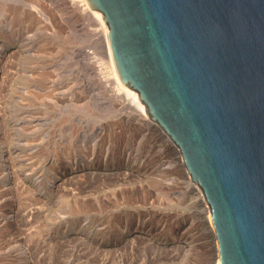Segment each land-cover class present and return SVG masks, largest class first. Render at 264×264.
Returning a JSON list of instances; mask_svg holds the SVG:
<instances>
[{
	"label": "rangeland",
	"instance_id": "374dc122",
	"mask_svg": "<svg viewBox=\"0 0 264 264\" xmlns=\"http://www.w3.org/2000/svg\"><path fill=\"white\" fill-rule=\"evenodd\" d=\"M8 3L14 6L18 11L16 14L20 17L23 16L24 19L21 18L20 24L8 22L9 19L4 20L0 10V42L11 41L2 48L3 51L0 50V109L2 115L0 117V143H5L6 146L14 144L9 138L12 131L8 125L6 126V119H10V116L12 118L10 120L14 118L15 121L18 120L26 125L23 129H27L30 133L26 135L30 139L24 138L25 141H21L20 143H23L17 146V150L21 154L20 164L15 161L14 154L9 156L10 160H14L12 162L17 165L16 167L15 164H12L14 170L13 166L11 167V174L13 171L11 178L14 177L12 183L0 184V238L3 237V241H0V264H14L12 260L15 258L19 260L20 264L26 252L32 254L33 264H102L104 259L108 263L129 264V260L132 259L133 262L134 257L138 255L143 257L144 264H210L213 241L212 235L207 229L198 231L197 224L194 223L179 231L178 224L176 225L177 222H175L173 227L166 230L169 215H181L190 210L196 214V203L193 200H186L184 194L176 197V194L171 195L168 192L170 189L173 190L175 181L172 179L174 180L176 175L168 174L170 167L167 168L168 171L158 173V175L156 172L151 174V177H146L143 171L151 165L160 164L158 156L160 157V154L167 156V145H169L168 151L172 153L175 161L178 160L179 154L174 144H170L169 138L156 123L148 120L149 124H144L136 120L134 111L120 103L116 97L114 98L115 93L111 89L112 85L105 73L107 64L103 55L105 51L103 40H101L102 35L98 31V26L93 23V18L91 20L92 16L88 10L84 9L81 3L79 5L78 0L77 2L76 0H15L8 1ZM29 11H32V17L27 14ZM3 21L6 24L2 23ZM6 68H10L8 72ZM10 75L15 76L14 81H11L13 84L11 88L17 87L7 92L4 81ZM26 75L29 77V82ZM2 76L3 78H1ZM25 85H28V88ZM13 94L14 96H12ZM7 102L8 105L5 108ZM14 120L11 122L15 123ZM36 123L38 126L35 129ZM118 126L123 129L120 130ZM37 129H40V132ZM23 132L22 129L17 130V137H24ZM42 133L43 135H41ZM73 134L77 137H74ZM34 139L37 141L35 142L37 147L31 146V142L28 144ZM73 145L75 146L73 147ZM85 145H89L90 150H87ZM39 150L40 152H38ZM82 151L88 154L81 153ZM66 155L68 158L64 159L63 157ZM23 162L25 165H22ZM57 162L60 163L57 177L59 181L65 182L70 179L69 185L66 184L68 194L66 191L58 192V194L57 190L55 191L51 187L52 181L47 180L48 167L57 165ZM39 168L40 170H38ZM5 171L3 170L4 177L7 178L10 175L7 174V176ZM14 171L16 172L14 173ZM122 171H129L134 176L136 173H140V176L122 184L119 179L123 178L116 176ZM160 177H166L168 184H161L157 180ZM114 178H117V182ZM42 179L45 180L47 187L39 188L40 185L37 183ZM168 179H171V182ZM13 180L15 181L13 182ZM123 187L124 189H133V194L138 195L143 202L133 207L124 208H113L109 205V201H113L115 197L120 198L121 192L124 191ZM168 198L172 200L169 201ZM82 199L83 202L85 199L91 202L84 212L80 207ZM18 205L21 206L18 208ZM16 208H18V212L20 211L19 215L21 216L16 217L21 220L12 219ZM138 212H141V215L152 213L155 217L145 218L147 226L145 220L142 221L143 223L140 221L144 227L141 230L133 227L138 220H135L133 224L132 221L121 218V215L128 213L135 215ZM118 214L120 217L116 218L119 216ZM6 219L7 223L4 222ZM162 220L165 223L164 226ZM127 223L133 229L124 232L121 237L112 233L116 228L115 224ZM140 233L146 234V236L137 241H123L131 239L132 236L141 235ZM171 234L172 236L177 235L173 242L176 245L175 249L182 250L179 257L176 256L177 259H174L175 262L173 259L162 258L163 256L157 258L156 254H153L156 253L154 251L156 246L159 243L161 246L165 245L163 241L169 239ZM8 242L10 243L7 244ZM131 244L136 246L132 245L131 247ZM183 251H187L189 254L187 252L184 254ZM144 257H151L149 259V261L152 260L151 263ZM142 262L141 264H143Z\"/></svg>",
	"mask_w": 264,
	"mask_h": 264
},
{
	"label": "water",
	"instance_id": "95a60500",
	"mask_svg": "<svg viewBox=\"0 0 264 264\" xmlns=\"http://www.w3.org/2000/svg\"><path fill=\"white\" fill-rule=\"evenodd\" d=\"M86 1L201 188L220 264H264V0Z\"/></svg>",
	"mask_w": 264,
	"mask_h": 264
},
{
	"label": "bare ground",
	"instance_id": "6f19581e",
	"mask_svg": "<svg viewBox=\"0 0 264 264\" xmlns=\"http://www.w3.org/2000/svg\"><path fill=\"white\" fill-rule=\"evenodd\" d=\"M8 1H11V2H13V1H15V0H0V10H1V14H2V16H3V18H4V20H7V19H9V21L8 22H14V24L16 23V24H20V22L22 21V19L21 18H23V16L22 17H20L19 15H17L16 13L18 12L17 10H16V8L14 7V6H12L10 3H8ZM76 2H77V0H76ZM78 3H79V5H80V3H81V5L82 6H84V9H86V10H88V12L90 13V15L92 16L91 17V20H92V18H93V23L96 25V26H98V28H99V30L98 31H100V34L102 35L101 36V40H103V44H104V51H105V53L103 54L104 56H105V61H106V64L104 63V60H103V63L106 65H104L105 66V73H106V76L109 78V81H110V84L112 85V90L114 91V98L116 97L117 98V100H120L119 102L120 103H122L123 105H127L129 108H131L133 111H134V113H135V115H134V117L136 118V120H138V121H140V122H143L144 124H149V122H148V120H150L149 119V116H148V113H147V110H146V107H145V105H144V103L140 100V98H139V95H138V93L135 91V90H133L132 88H130V87H128V86H126V85H124L121 81H120V79H119V76H118V73H117V70H116V67H115V63H114V60H113V57H112V53H111V49H110V46H109V41H108V31H107V25H106V23H105V21H104V19H103V16H102V14H101V12H99V11H97V10H95V9H92L90 6H89V4L87 3V1L86 0H78ZM22 4V3H21ZM31 4V3H30ZM14 5V4H13ZM32 5V4H31ZM30 5V6H31ZM78 5V4H77ZM82 6H80V7H82ZM17 7V6H16ZM32 12V11H31ZM30 11H29V13H27V14H30L31 15V17H32V13H31ZM87 12V13H88ZM22 15V14H21ZM27 16V15H26ZM29 16V15H28ZM30 17V16H29ZM30 17V18H31ZM2 18V17H1ZM28 18V17H27ZM29 18V19H30ZM34 18V17H33ZM24 19V18H23ZM32 19V18H31ZM30 19V20H31ZM33 20V19H32ZM5 21H3L2 23H4ZM23 23V22H22ZM5 24H6V22H5ZM2 25H4V24H2ZM5 26V25H4ZM95 26V27H96ZM1 27V26H0ZM3 27V26H2ZM18 27V26H17ZM5 28V27H4ZM10 39H12V38H10ZM4 41H6V40H4ZM9 43H11V41H9L8 43H1L0 42V50L1 51H3V47L5 46V45H7V44H9ZM103 50V49H102ZM103 51V52H104ZM22 57V56H21ZM1 60V59H0ZM3 60V59H2ZM3 62V61H2ZM7 65V64H6ZM10 67H11V65H9ZM4 67H5V65H4ZM0 68H1V63H0ZM10 69V68H9ZM8 68H6V71L8 72V70H9ZM1 70V69H0ZM3 70V69H2ZM5 70V69H4ZM12 70V69H11ZM26 70V69H25ZM24 70V71H25ZM29 71V70H28ZM12 72V71H11ZM10 72V73H11ZM5 73V72H4ZM9 73V74H10ZM26 74H28V73H26ZM31 74V73H30ZM36 74V73H35ZM3 75V74H2ZM13 75H14V72H13ZM13 75H10V76H7V78L5 79V77H4V79H5V81L4 82H6L5 84H6V86H5V89L7 90V92H9V91H12V90H14V88H16V87H13V88H11V86L13 85L12 84V82L14 81V79H15V76H13ZM19 76V75H18ZM24 77H25V75H23ZM22 76V77H23ZM27 76V75H26ZM28 76H30L29 74H28ZM27 76V77H28ZM31 77V76H30ZM42 77V76H41ZM1 78H3V76L1 77ZM24 79V78H23ZM28 79H29V77L27 78V81H28ZM2 80V79H1ZM18 80H20V79H18ZM3 81V80H2ZM12 81V82H11ZM3 82V83H4ZM20 82V81H19ZM18 82V83H19ZM29 82V81H28ZM22 83V82H21ZM2 85V84H1ZM4 86V85H3ZM2 86V87H3ZM2 87H1V89H2ZM25 87H27L28 88V85H25ZM33 87V86H32ZM3 90V89H2ZM21 90H23V89H21ZM25 90H26V88H25ZM5 91V90H4ZM28 91V90H27ZM38 92V91H37ZM113 93V92H112ZM9 95H10V93H8ZM12 94V93H11ZM5 95V94H4ZM12 96H14V94L12 95ZM113 96V95H112ZM11 97V96H10ZM17 97V96H16ZM13 98V97H12ZM23 98V97H22ZM54 98H56V97H54ZM7 99V98H6ZM20 99V98H19ZM84 100V99H83ZM5 102V101H4ZM13 102V101H12ZM2 103V102H1ZM18 103V102H17ZM119 103V104H120ZM5 104V103H4ZM3 105V104H2ZM7 105H8V102H7V104L4 106L5 108H7ZM8 110H9V108H8ZM7 110V111H8ZM19 110V109H18ZM5 111H6V109H5ZM12 111H14V110H12ZM29 112V111H28ZM88 112V111H87ZM7 113V112H6ZM30 113V112H29ZM65 114V113H64ZM5 115H7V114H5ZM2 115H1V109H0V117H1ZM28 116V115H27ZM9 117V116H8ZM15 117V116H14ZM128 117V116H127ZM126 117V118H127ZM3 118V117H2ZM19 119H20V117H18ZM29 118V117H28ZM34 118V117H33ZM32 118V119H33ZM38 118V117H37ZM134 118V119H135ZM10 119H12L11 118V116H10ZM10 119H6V126L8 125L9 126V128H10V130L12 131L11 132V134H10V136H9V138L12 140V142L14 143L13 144V146H6V145H4V144H2V143H0V184L1 185H8V184H10V183H12V179L14 178V177H12L11 178V176L13 175V171H12V174H11V170L14 168V166L12 165V164H15L14 162H12V161H14V160H10V154L12 155V154H14V158H15V161L17 162V163H21V161H19L20 160V157H21V154H20V152L17 150V146H20L25 140H24V138H29L30 139V137H26V135H28V134H30V133H28V131H27V129H23V127L24 126H26V125H23V123H20V121H15L14 120V118H13V120L15 121V123L14 122H11V121H13V120H10ZM42 119V118H41ZM31 120V119H30ZM66 120V119H65ZM24 121V120H23ZM26 121V120H25ZM29 122V121H28ZM31 122H34V121H32L31 120ZM36 122H37V119H36ZM38 122H40V121H38ZM153 122V121H152ZM2 123V122H1ZM35 123V122H34ZM47 123V122H46ZM25 124V123H24ZM28 124V123H27ZM33 124V123H32ZM45 124V123H44ZM118 124V123H117ZM122 124V123H121ZM23 125V126H22ZM34 125V124H33ZM42 125V124H41ZM142 125V124H141ZM157 125V124H156ZM17 126V127H16ZM19 126V127H18ZM29 126V125H28ZM37 123H36V126L34 127L35 129L37 128ZM119 127V126H118ZM142 127H143V125H142ZM159 127V126H158ZM8 128V129H9ZM32 128V127H31ZM160 128V127H159ZM19 129H22V131H24L23 133H24V137H22V138H18L17 137V130H19ZM29 129H30V127H29ZM119 129H120V127H119ZM121 129H123V127L121 128ZM120 129V130H121ZM32 130V129H31ZM30 130V131H31ZM38 130V129H37ZM40 130V129H39ZM38 130V131H39ZM43 130V129H42ZM108 130V129H107ZM161 130V129H160ZM21 131V130H20ZM34 131H36V130H34ZM102 131V130H101ZM124 131V130H123ZM162 131V130H161ZM40 132V131H39ZM71 132V131H70ZM119 133H121L120 131H118ZM163 132V131H162ZM84 133V132H83ZM83 133H81V134H83ZM21 134V133H20ZM72 134V133H71ZM38 135H39V133H38ZM41 135H43V133L41 134ZM79 135V134H78ZM98 135V134H97ZM100 135V134H99ZM98 135V136H99ZM166 135V134H165ZM30 136V135H29ZM32 136H33V134H32ZM73 136L74 137H77V136H75L74 134H73ZM120 136V135H119ZM167 136V135H166ZM165 136V137H166ZM4 137V136H3ZM41 137V136H40ZM53 137V136H52ZM72 137V136H71ZM73 137V138H74ZM116 137V136H115ZM168 137V136H167ZM166 137V138H167ZM7 138V137H6ZM38 138V137H37ZM83 138V137H82ZM129 138V137H128ZM169 138V137H168ZM167 138V139H168ZM36 139V138H35ZM35 139L33 140V141H29V143L28 144H30V142H31V146L32 145H35L36 143L35 142H37V141H35ZM76 139V138H75ZM74 139V140H75ZM81 139V138H80ZM85 139V138H84ZM90 139V138H89ZM116 139V138H115ZM24 140V141H23ZM28 140V139H27ZM73 140V139H72ZM72 140H70V141H72ZM79 140V139H78ZM7 141V140H6ZM21 141H23L22 143H20ZM41 141H43L42 139H41ZM169 141H170V144L172 143V141L169 139ZM1 142V141H0ZM3 142V141H2ZM27 142V141H26ZM26 142H25V144H26ZM64 142V141H63ZM66 142V141H65ZM64 142V143H65ZM76 142V141H75ZM88 142H90V141H88ZM87 142V143H88ZM20 143V144H19ZM41 143V142H40ZM39 143V144H40ZM47 143V142H46ZM67 143V142H66ZM68 143H70L69 141H68ZM82 143V142H81ZM86 143V142H85ZM7 144V143H6ZM55 144V143H54ZM73 144H74V142H73ZM84 144V143H83ZM96 144V143H95ZM173 144V143H172ZM171 144V145H172ZM30 145L28 146V148L30 147ZM38 145V144H37ZM64 145V144H63ZM62 145V146H63ZM71 145H72V143H71ZM76 145V144H75ZM75 145H73V147L75 146ZM77 145H79V143H77ZM23 146V145H22ZM89 145H85L84 147H86V149L88 150H90V148L88 147ZM91 146V145H90ZM168 146V148H169V145H167ZM175 146V145H174ZM25 147H26V145H25ZM35 147H37L36 145H35ZM42 147V146H41ZM44 147H45V145H44ZM43 147V148H44ZM64 147V146H63ZM80 147V146H79ZM83 147V148H84ZM92 147V146H91ZM95 147V146H94ZM22 148V147H21ZM83 148L82 149H80V150H83ZM108 148V147H107ZM168 148H167V156H163V155H161L160 154V157L158 156V160H159V162H160V164L159 165H156V164H154L153 166L151 165V167H147V169L146 170H144L143 171V174L146 176V177H148V176H152L153 174H155V172L157 173V175H158V173H161V172H165V171H168L167 170V168H169L170 170L168 171L169 173L168 174H170V173H174V175H175V177H174V180L172 179V181H175V184L173 185V190L172 189H170V190H168V192L171 194V195H174V194H176V197H178L179 195H182V194H184V195H186V200H193L194 201V203H196L195 205H196V208H197V210H196V214H194V213H192L191 212V210L189 211V212H187V213H184V214H181V215H178V214H174V215H169V221H168V225L166 226V230L167 229H170V227L172 226H174L175 225V222H177L176 223V225L178 224V229H179V231L181 230V229H183V228H187V227H189V226H191L192 224H197L196 225V227H197V229H198V231L199 230H202L203 231V229H207L209 232H210V234L212 235V241H213V247H212V252L210 253V264H220V261H219V257H218V251H217V247H216V242H215V237H214V230H213V224H212V219H211V212H210V208H209V205H208V203H207V201H206V199H205V197H204V195H203V192H202V190H201V188L195 183V182H193L192 181V179H191V177H190V175H189V173L187 172V170H186V168H185V166L183 165V162H182V159H181V156H180V153H179V151H178V149L176 148V146H175V148H176V150H177V152H178V154H179V158H178V160H176L175 161V158L173 157V155H172V153L171 152H169L168 151ZM174 148V147H173ZM32 149V148H31ZM34 149V148H33ZM36 149V148H35ZM62 149V148H61ZM68 149V148H67ZM71 149V148H70ZM74 149V148H73ZM76 149V148H75ZM93 149V148H92ZM119 149V148H118ZM170 149V148H169ZM64 150V149H63ZM85 150V149H84ZM83 150V151H84ZM160 150V149H159ZM21 151V150H20ZM34 151V150H33ZM35 151H37V149L35 150ZM70 151V150H69ZM81 152V153H84V152ZM86 151V150H85ZM94 152V150H91V152ZM164 151V150H163ZM163 151H161L162 153H163ZM38 152H40V150L38 151ZM65 152V151H64ZM68 151L66 150V153H67ZM73 152H74V150H73ZM72 152V153H73ZM90 152V153H91ZM36 153V152H35ZM71 153V152H70ZM86 153V152H85ZM84 153V154H85ZM113 153V152H112ZM68 154V153H67ZM76 154V153H75ZM86 154H88V153H86ZM92 154V153H91ZM90 154V155H91ZM35 155V154H34ZM64 155H65V153H64ZM69 155V154H68ZM33 156V155H32ZM31 156H29V158H30ZM35 157V156H34ZM74 157V156H73ZM166 157V159H164L163 160V158H165ZM13 158V159H14ZM22 158H24L23 156H22ZM64 159H67L68 158V156L66 155V156H64L63 157ZM79 158V157H78ZM83 158H85L84 156H83ZM30 159H32V158H30ZM126 159V158H125ZM29 161V160H28ZM31 161V160H30ZM61 161V160H60ZM74 161V160H73ZM25 162V161H24ZM23 162V164L22 165H25V163ZM56 162V161H55ZM158 162V161H157ZM158 162V163H159ZM58 163V162H57ZM56 163V164H57ZM68 163V162H67ZM18 164V165H19ZM59 164L60 163H58L57 165H54V166H49L48 167V169H47V172H48V179L47 180H49L51 183H52V185H51V187H52V189H54L55 191L57 190V193L58 192H65L66 190H68V186L67 185H69V183H68V181L70 180H65V182L62 180V181H59V178H57L58 177V168H59ZM126 164V163H125ZM138 164V163H137ZM16 165V164H15ZM174 165V168H172V166ZM13 166V167H12ZM150 166V165H149ZM11 167H12V169H11ZM16 167H17V165H16ZM26 167V166H25ZM42 167V166H41ZM82 167V166H81ZM21 168H23V167H21ZM126 168V167H125ZM173 170H172V169ZM6 170L5 172H6V175L7 174H9L10 176L9 177H7V178H5L4 177V173H3V170ZM16 169V168H15ZM19 169H20V167H19ZM30 169V168H29ZM42 169V168H41ZM14 170V169H13ZM18 170V169H17ZM38 170H40V168L38 169ZM37 170V171H38ZM89 170V169H88ZM131 170V169H130ZM139 170V169H138ZM137 170V171H138ZM26 171V170H25ZM60 171V170H59ZM154 171V172H153ZM16 171H14V173H15ZM18 172H20V171H18ZM24 172V171H23ZM22 172V173H23ZM34 172V171H33ZM41 172V171H40ZM43 172V171H42ZM132 172V171H131ZM65 173V172H64ZM135 173H136V171H135ZM167 173V172H166ZM165 173V174H166ZM17 174V173H16ZM40 174V173H39ZM113 174V173H112ZM120 174V175H119ZM152 174V175H151ZM8 176V175H7ZM27 176V175H26ZM40 176V175H39ZM42 176V175H41ZM117 178H123V179H119L121 182H122V184H123V182H127V181H132L136 176H140V173H136L135 174V176L132 174V173H130L129 171H122V172H120V173H118L117 175ZM164 176V175H163ZM172 176V175H171ZM115 177V176H114ZM159 177V176H158ZM170 177V176H169ZM80 178V177H79ZM117 178L115 179L116 181L115 182H117ZM145 178V177H144ZM153 178H155V177H153ZM85 179V178H84ZM156 179V178H155ZM90 180V179H89ZM137 180H138V178H137ZM157 180H159L160 182H161V184H168V182H167V180H166V177L165 178H161L160 177V179H157ZM169 180V179H168ZM171 180V179H170ZM169 180V181H170ZM15 180H13V182H14ZM67 181V182H66ZM72 181V180H71ZM70 181V182H71ZM77 181V180H76ZM135 181V180H134ZM154 181H156V180H154ZM74 182V181H73ZM112 182V181H111ZM140 182V181H139ZM171 182V181H170ZM16 183V182H15ZM82 184L84 183L83 181L81 182ZM119 183V182H118ZM19 184V183H18ZM38 185H40V187L39 188H43V187H47V184L45 183V180H43L42 179V181H40L39 183H37ZM67 184V185H66ZM72 184V183H71ZM105 184V183H104ZM121 184V185H122ZM127 184V183H126ZM171 184V183H170ZM132 185V184H131ZM139 185V184H138ZM137 185V186H138ZM10 186V185H9ZM12 186V185H11ZM34 186H36L35 184H34ZM79 186H80V184H79ZM101 186V185H100ZM117 186V185H116ZM115 186V187H116ZM125 186V185H124ZM133 186V185H132ZM167 186V185H166ZM170 187H171V185H169ZM120 187V186H119ZM128 187V186H127ZM80 188V187H79ZM122 188V187H121ZM134 188V187H133ZM172 188V187H171ZM24 189V188H23ZM123 189H124V187H123ZM169 189V188H168ZM31 190V189H30ZM105 190V189H104ZM113 190V189H112ZM133 189H131V188H125L124 189V191H122L121 192V196H120V198L119 197H115V199H113V201H109V205H111L113 208H116V207H121V208H124V207H127V206H129V207H133V206H136V205H138V203H140L141 204V202H143L142 201V199H140L139 197H138V195H134L133 194V191H132ZM83 191V190H82ZM81 191V192H82ZM90 191V190H89ZM114 191H115V189H114ZM161 191V190H160ZM12 192V191H11ZM67 192V191H66ZM109 192H110V190H109ZM149 192V191H148ZM15 193V192H14ZM118 193V192H117ZM140 193V192H139ZM147 193V192H146ZM156 193V192H155ZM158 193V192H157ZM164 193H165V191H164ZM167 193V192H166ZM59 194V193H58ZM66 194V193H65ZM67 194H68V192H67ZM145 195V194H144ZM103 196V195H102ZM101 196V197H102ZM142 196V195H141ZM110 197V196H109ZM174 197V196H173ZM180 197V196H179ZM175 198V197H174ZM87 199V198H86ZM84 200V202H83V199H82V202H81V209L83 210L82 212H84L86 209H87V206L89 205V204H91V202L90 201H88V200ZM97 199H100V198H97ZM145 199V198H144ZM148 199V198H147ZM162 199V198H161ZM167 199V198H166ZM170 199L171 198H168V200L170 201ZM101 200V199H100ZM106 200V199H105ZM111 200V199H110ZM148 200H150V199H148ZM172 200V199H171ZM181 200V199H180ZM185 200V201H186ZM68 201V200H67ZM151 201V200H150ZM156 201V200H155ZM196 201V202H195ZM182 202V201H181ZM151 203V202H150ZM155 203V202H154ZM179 203V202H178ZM104 205V204H103ZM170 205V204H169ZM21 205H18V208L20 207ZM98 206V205H97ZM147 206V205H146ZM90 207V206H89ZM100 207H101V205H100ZM189 207V206H188ZM18 208H16V210H14V212H13V220H14V218L15 219H18L16 216H18L19 215V212H18ZM39 209V208H38ZM93 209V208H92ZM99 209V208H98ZM126 209V208H125ZM13 210V209H12ZM22 210V209H21ZM127 210V209H126ZM90 211V210H89ZM141 211V210H140ZM144 211V210H143ZM184 211V210H183ZM194 211V210H193ZM27 212V211H26ZM151 212V211H150ZM93 213V212H92ZM134 213V212H133ZM22 214H24V213H22ZM28 214V213H27ZM26 214V215H27ZM148 214V213H147ZM141 215V212H138V213H136L135 215H133V214H131V213H128V214H124V215H121V218L122 219H127V220H130V221H132L133 222V224H134V222H135V220L137 221V223L135 224V226H133V227H135V228H140L139 230H141V229H143L144 227L140 224L142 221H144L145 220V218L146 217H150L151 218V216H152V218L154 217V214H152V213H150V214H148V215ZM1 215V214H0ZM8 215V214H7ZM37 215V214H36ZM119 215V214H118ZM20 216V215H19ZM29 216V215H28ZM114 216V215H113ZM158 216V215H157ZM1 217V216H0ZM6 217V216H5ZM21 217V216H20ZM30 217V216H29ZM120 217V215L118 216V217H116V218H119ZM135 218V219H134ZM138 218H141V219H138ZM155 218V217H154ZM159 218V217H158ZM84 219V218H83ZM143 219V220H142ZM147 219V218H146ZM18 220H21V219H18ZM22 220H25V218H22ZM149 220V219H148ZM95 221V220H94ZM110 221V220H109ZM141 221V222H140ZM159 221H161V219H159ZM5 223H7L8 222V220L6 219L5 221H4ZM30 222V221H29ZM128 222V221H127ZM139 222V223H138ZM145 222H146V220H145ZM157 222V221H156ZM41 223V222H40ZM114 223V222H113ZM117 223V222H116ZM121 223V222H120ZM143 223V222H142ZM161 223V222H160ZM162 223H163V226H164V221L162 220ZM25 224V223H24ZM60 224V223H59ZM127 224H129V223H127ZM127 224H121V225H119V224H115V227L116 228H114L113 229V231H112V233L114 232V234H116L118 237L120 236H122L123 234H124V232H126V231H130V229H133V227L131 226L130 227V224L129 225H127ZM137 225V226H136ZM151 225V224H150ZM155 225V224H154ZM153 225V226H154ZM157 225V224H156ZM162 225V224H161ZM146 226H147V222H146ZM146 226H145V228H146ZM149 226V225H148ZM111 228V227H110ZM165 228V227H164ZM193 228V227H192ZM154 229H155V227H154ZM174 229V228H173ZM196 229V228H195ZM96 230V229H95ZM99 230V229H98ZM112 230V229H111ZM134 230H136V229H134ZM149 230V229H148ZM151 230V229H150ZM176 230V229H175ZM194 230V229H193ZM6 231V230H5ZM55 231V230H54ZM179 231H176V232H179ZM32 232V231H31ZM62 232V231H61ZM140 232H142V231H140ZM174 232V231H173ZM150 233V232H149ZM165 233V232H164ZM171 233V232H170ZM7 234V233H6ZM141 234V233H140ZM173 234V233H172ZM172 234H171V237H169V239H165L164 241H163V243L165 244V245H162L161 246V244L159 243V245H157L156 246V250H154L156 253H153V254H156V257L157 258H160V256H163L162 258H166V259H177V257H179L178 255H180V252H182V250H180L179 249V251H177L176 249H175V246L176 245H174V241L176 240L175 238L177 237V235H173L172 236ZM181 234V233H180ZM33 235V234H32ZM96 235V234H95ZM133 235V234H132ZM144 236H146V234L144 235V234H141V235H136V236H132V238L131 239H129V240H127V239H125V240H123V241H137L139 238L140 239H142V238H144ZM151 237V236H150ZM179 237V236H178ZM147 238V237H146ZM149 238V237H148ZM198 238V237H197ZM2 239H3V237H2ZM1 238H0V241H3ZM7 239H9V238H7ZM121 239V238H120ZM175 239V240H174ZM187 239V238H186ZM150 240V239H149ZM148 240V241H149ZM163 240V239H162ZM185 240V239H184ZM10 241V240H9ZM17 241H18V239H17ZM61 241V240H60ZM89 241V240H88ZM123 241H121V242H123ZM147 241V240H146ZM145 241V242H146ZM147 241V242H148ZM16 242V241H15ZM10 242H8L7 244H9ZM138 243V242H137ZM12 244H14V243H12ZM18 244V243H17ZM16 244V245H17ZM136 244V243H135ZM132 245H134V244H131V247H132ZM196 245V244H195ZM6 246V245H5ZM12 246V245H11ZM18 247H19V245H17ZM17 246H13L14 248H16ZM134 246H136V245H134ZM134 246H133V248H134ZM138 246V245H137ZM8 247V246H7ZM7 247H5L6 249H7ZM22 247V246H21ZM116 247V246H115ZM151 247V246H150ZM12 248V247H11ZM30 248V247H29ZM118 248V247H117ZM120 248V247H119ZM138 248V247H137ZM152 248H154V247H152ZM10 249V248H9ZM21 249V248H20ZM24 249V247H22V250ZM150 249V248H149ZM190 249V248H189ZM21 250V251H22ZM115 250H116V248H115ZM121 250V249H120ZM128 250V249H127ZM132 250V249H131ZM134 250V249H133ZM185 250V249H184ZM5 251V250H4ZM24 251H25V249H24ZM28 251V250H27ZM83 251V250H82ZM125 251H126V249H125ZM130 251V250H129ZM145 251V250H144ZM151 251V250H150ZM188 251V250H187ZM186 251V252H187ZM8 252V251H7ZM19 252V251H18ZM84 252V251H83ZM82 252V253H83ZM133 252V251H132ZM146 252V251H145ZM185 251H183V253H184ZM185 252V253H186ZM9 253V252H8ZM16 253V252H15ZM139 253V252H138ZM184 253V254H185ZM188 253V252H187ZM10 254H12V253H10ZM17 254V253H16ZM23 254V253H22ZM135 254V253H134ZM189 254V253H188ZM183 255V254H182ZM14 256V255H13ZM16 256V255H15ZM25 257H24V259L22 258V260L20 261L21 263L20 264H33V256H32V254L30 253V252H26V254L24 255ZM122 256V255H121ZM124 256H126V255H124ZM137 256V255H136ZM177 256V257H176ZM115 257V256H114ZM14 258V257H13ZM101 258V257H100ZM106 258H108V257H106ZM112 258V257H111ZM132 258V257H131ZM145 258V257H144ZM11 259V258H10ZM104 259V258H103ZM145 259H147L148 261H149V259H151V257L149 258V257H146ZM5 260V259H4ZM93 260V259H92ZM95 260V259H94ZM100 260V259H99ZM142 260H144L143 259V257H140L139 255L137 256V257H134V259H133V262H132V259L131 260H129L130 262H129V264H136V263H138V264H141V262H142ZM146 260V261H147ZM154 260V259H153ZM155 260H157V259H155ZM13 261V263L14 264H19V260H17V258H15V260H12ZM111 261H112V259H111ZM123 261H124V259H123ZM147 261V262H148ZM151 261L152 260H150L149 261V263H151ZM171 261V260H170ZM8 262V261H7ZM125 262H127V261H125ZM132 262V263H131ZM136 262V263H135ZM173 262H175V260L173 261ZM1 263V262H0ZM82 263V262H81ZM113 264V262H109L108 263V261H105V259L102 261V264ZM123 263V262H122ZM122 263H117V264H122ZM143 263V262H142ZM6 264V263H5ZM116 264V263H115ZM128 264V263H127ZM144 264V263H143ZM146 264V263H145Z\"/></svg>",
	"mask_w": 264,
	"mask_h": 264
}]
</instances>
